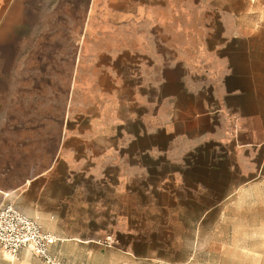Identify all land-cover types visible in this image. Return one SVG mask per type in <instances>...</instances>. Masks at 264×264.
Instances as JSON below:
<instances>
[{"label": "crops", "instance_id": "crops-1", "mask_svg": "<svg viewBox=\"0 0 264 264\" xmlns=\"http://www.w3.org/2000/svg\"><path fill=\"white\" fill-rule=\"evenodd\" d=\"M66 35L88 39L93 72L87 83L73 79L79 109L70 128L61 122L58 155L49 161L40 145L25 156L32 135L46 143L48 133L41 106L27 103L32 55L49 44L63 53ZM100 71L116 90L104 84L102 101ZM81 86L82 102L87 92L88 109L99 110L89 125L80 121ZM201 150L243 181L221 205L247 197L264 224V0H0V206L13 204L55 235L52 250L79 244L73 216L110 213L113 192L141 188L161 166L172 167L166 181L180 179L177 167ZM1 259L10 264L0 247Z\"/></svg>", "mask_w": 264, "mask_h": 264}, {"label": "rangeland", "instance_id": "rangeland-1", "mask_svg": "<svg viewBox=\"0 0 264 264\" xmlns=\"http://www.w3.org/2000/svg\"><path fill=\"white\" fill-rule=\"evenodd\" d=\"M64 25L65 29L72 28L71 22ZM79 28L82 34V22ZM87 41L83 36L78 39L66 35L63 53H50L55 48L49 44L48 53L32 55L29 76L33 80V94L27 103L33 111L41 106V120L47 115L48 133L46 143H40L38 134L36 137L33 134V141L26 142L31 148L25 156L29 153L37 156L40 145L49 161L58 155L61 122L70 128L79 109L78 102L73 107V79H80L81 75V83H87L89 73L93 72L86 66ZM76 60L80 61L79 71ZM100 74L94 83L101 85L102 101L104 84L107 94L110 84L116 90L114 81L104 72ZM39 84L41 92H38ZM84 88L87 91L84 86L79 98L80 109L86 114L80 121L89 125V116L98 115L99 110L91 105L88 109L87 92L82 102ZM34 121L35 117L33 126ZM211 158L210 150L195 151L188 155L181 168L177 167L176 171L183 174L180 179L166 181L172 167L161 166L160 173H150L141 188L131 186L122 197L113 192L110 213H81L78 221L73 216L75 222L68 225L80 236L79 244H60L53 248V255L62 264H264L263 215L260 221L253 220L247 197L221 205L231 190L230 184L240 185L243 181L233 183L230 167L214 165ZM165 188L171 192H163ZM85 217L87 222L83 220ZM2 257H7L10 264H46L27 250L16 259L2 251ZM3 262L1 259L0 264Z\"/></svg>", "mask_w": 264, "mask_h": 264}, {"label": "built area", "instance_id": "built-area-1", "mask_svg": "<svg viewBox=\"0 0 264 264\" xmlns=\"http://www.w3.org/2000/svg\"><path fill=\"white\" fill-rule=\"evenodd\" d=\"M59 241L13 204L0 206V247L12 259L18 258L23 249H29L46 264H62L52 253V247Z\"/></svg>", "mask_w": 264, "mask_h": 264}]
</instances>
